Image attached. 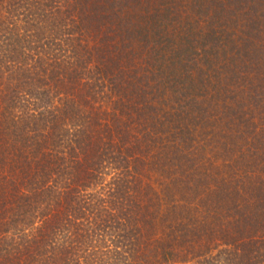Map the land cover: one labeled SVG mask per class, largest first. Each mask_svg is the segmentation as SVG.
I'll list each match as a JSON object with an SVG mask.
<instances>
[{
	"label": "trees",
	"instance_id": "16d2710c",
	"mask_svg": "<svg viewBox=\"0 0 264 264\" xmlns=\"http://www.w3.org/2000/svg\"><path fill=\"white\" fill-rule=\"evenodd\" d=\"M251 1L228 0L195 53L172 24L147 33L164 3L0 0V264H264ZM199 57L225 68L213 93Z\"/></svg>",
	"mask_w": 264,
	"mask_h": 264
},
{
	"label": "rangeland",
	"instance_id": "374dc122",
	"mask_svg": "<svg viewBox=\"0 0 264 264\" xmlns=\"http://www.w3.org/2000/svg\"><path fill=\"white\" fill-rule=\"evenodd\" d=\"M208 0H206L207 2ZM255 1H259V0H253L250 2L249 6L251 5L250 11L253 13H249V18H251L252 16V20H253V25H261L263 26V30H262V36L264 37V18H263V24L260 23L258 21V15L259 12L256 11L260 9V7H255ZM228 2V0H210V2H207V4H204V6L202 7L204 10H200L201 12H198L197 8H192L193 3L191 2V0H151V12L150 15L152 16L153 14H156L155 9L158 8H162V3L163 4V9L161 12V17H160V22L159 24L155 23L154 20L149 21L147 25V33L148 31L152 30L153 33H159L161 31H163L167 25V27H169L168 29L170 31H172V26L174 25L175 27V33L173 31L172 36H176L175 38V43H177L178 40L181 39V42L184 41L185 39L186 41L190 42V44H193L195 46L194 51L195 53L198 52L200 53V42L204 41V39H202L204 36H206V34L214 27V25L216 23H218V29L220 31V26L221 28L224 30V26L227 23V19H229V15L227 14V11L225 9V4ZM237 0H232V5L235 4L236 5ZM260 2H264V0H261ZM264 5V3H263ZM261 6L262 9L264 6ZM208 8H205L207 7ZM248 7V6H247ZM246 7V8H247ZM217 9V11H216ZM234 9L232 8L231 11H233ZM244 11L248 12L247 9H244ZM170 12L168 14V17L170 15V17L166 18L167 13ZM215 13L217 14V19L215 18ZM159 15H160V11H159ZM172 19V21H171ZM151 22V23H150ZM155 24V25H154ZM172 24V26H171ZM159 25V26H158ZM158 26V27H157ZM212 28V29H211ZM255 28V27H254ZM221 29V31H223ZM173 36V37H174ZM180 38V39H179ZM264 42V39L262 40V43ZM189 43L186 42V45H190ZM208 47H204L203 49L207 50ZM197 53V54H198ZM214 53V52H213ZM201 56H203L204 54L201 52L200 54ZM199 63L198 66L196 64V69L192 70L195 71V75L194 78L198 81L199 78L203 79L205 81V88L203 90V93H213L214 92V88L217 84H218V80L220 79V77L225 76L224 72H225V68H220L217 69L216 65H214V61H210L209 65L206 66H202L203 63V58L199 57ZM212 60V59H211ZM193 61H191L189 63V65H191ZM195 62V61H194ZM197 62V61H196ZM191 67H193L191 65ZM259 76V81L260 79L263 77V75H258ZM254 78H256V76L253 77V84H252V88L250 87L248 89L249 93H257L258 89L256 91L254 84L258 83V79L255 80ZM227 82L228 85H231V88L227 87L225 88L222 84L220 85V87L223 89L224 93H225V89H226V93H233L231 94V98L234 96V98L237 97V99H239L241 101L242 105L246 106L247 103V99L245 98V94L246 91L243 88V84L240 82V84L237 82H235V79L233 80V82L236 84L235 86H232L231 81H229V78H226L224 80V82ZM237 87V89L235 90V88ZM261 92V91H260ZM244 106V109H246Z\"/></svg>",
	"mask_w": 264,
	"mask_h": 264
}]
</instances>
